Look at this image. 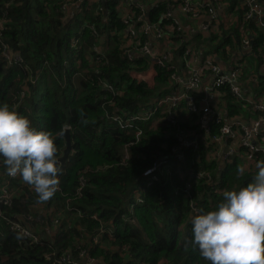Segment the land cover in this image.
Wrapping results in <instances>:
<instances>
[{"label":"trees","instance_id":"1","mask_svg":"<svg viewBox=\"0 0 264 264\" xmlns=\"http://www.w3.org/2000/svg\"><path fill=\"white\" fill-rule=\"evenodd\" d=\"M222 1L230 3L233 8L241 3V0ZM261 1L264 3V0ZM56 3V0H12L7 8L5 0H0V18L7 12L9 19L1 39L14 52H20L23 58L21 63L7 66L0 45V103L10 105L21 88L26 86V97L17 111L28 116L38 130L55 134L69 126L73 142L72 155L59 176L60 189L48 201L37 203L36 194L30 186L22 180H13L12 186L16 191L13 204L0 208V212L10 219L32 215L34 221L24 222L32 229L50 226V217L59 218L58 233L53 238L40 234L41 240L33 242L11 229L8 219L0 217V264H51L45 254L53 249L68 251L76 258L81 250L86 249L92 257L101 259L105 264H208L200 256L199 249L192 245L190 201L182 193H176V181L166 185L155 183L150 187L141 181L143 171L155 159L167 155L176 139L165 137L161 129L149 130L131 148L133 157L128 164L120 163L121 146L132 136L103 118L100 80L117 85L126 81L123 71L128 63L117 51L111 50L107 54L109 65L101 66L96 74L92 69L94 63L89 52L92 38L88 32L84 36L82 33L77 48L72 46L73 38L80 35L84 21L82 13H75L65 21L57 14ZM243 16L242 8L238 13L237 28L232 26L224 30L220 25L223 39L217 52L223 50V56H219L221 60L228 52L227 47L241 45V27L252 37L253 53L259 55V49L264 48V28L253 20L243 23ZM217 37L212 34L208 39L216 40ZM203 38L199 36V40ZM30 72L36 82L26 84ZM159 73L156 87H162L168 77V71L163 68L159 69ZM258 94H264V85ZM153 95L154 89L127 80L126 93L118 102L121 108L132 109L139 101ZM225 97L232 115H253L230 93ZM56 143L59 158L66 147L65 138L59 137ZM192 159L197 161L192 165L194 168L203 169L207 162L203 143L199 153L187 152V163L191 164ZM105 165L111 166L100 169ZM239 166H242L241 162L235 158L219 172V164L216 161L210 163L206 169L215 170L216 184L215 189L209 184L196 186L198 194L194 201L200 213L212 210L221 201L225 189L240 188L251 182L256 170L245 169L243 174H238ZM88 167L92 169L86 174L88 184L81 195H77L79 177ZM5 174L4 166L0 164V182ZM142 185L147 188L142 195L143 203L135 207L137 225L124 223L122 216H131L130 205ZM38 204L63 206L64 209L67 205L66 210L77 217L72 219L68 216L62 220L66 212L44 215L35 208ZM93 214H97L107 228L114 229L115 238L104 235L101 242L93 243L94 248H90L92 238L101 227ZM182 221L186 222V226L179 238L178 228ZM68 223L70 227L60 231Z\"/></svg>","mask_w":264,"mask_h":264},{"label":"built area","instance_id":"2","mask_svg":"<svg viewBox=\"0 0 264 264\" xmlns=\"http://www.w3.org/2000/svg\"><path fill=\"white\" fill-rule=\"evenodd\" d=\"M12 0H5L8 8ZM56 12L67 21L75 13H82L83 25L80 35L72 40L77 48L82 33L87 31L92 38L89 52L97 74L100 67L109 65L107 54L117 51L128 63L123 71L126 81L114 84L100 80L101 106L103 118L115 123L116 127L128 135H133L121 146V164L127 165L133 157L131 148L145 137L149 130L161 129L165 137L176 139L167 155H161L151 166L143 171L141 181L147 187L155 183L164 185L176 181V193H182L190 201L189 221L200 214V208L194 203L198 194L196 186L209 184L215 189V170L206 169L212 161L219 164V172L226 163L238 158L247 170H256L255 163L264 160V96L257 93L261 85L258 62L249 68L243 61L240 50L211 52L204 40L222 34V19H226L227 6L222 0H56ZM244 21H255L264 28V3L261 0H241ZM160 11V12H159ZM159 12V13H158ZM207 18V19H204ZM7 12L0 18V45L2 58L7 66L21 63L20 52H14L2 41V31L6 27ZM241 44L250 48L252 37L244 27L240 28ZM84 40V38H83ZM85 41V40H84ZM218 49V48H217ZM211 55H207L210 53ZM264 64V54L261 56ZM243 61V62H242ZM168 71V77L162 87H156L159 69ZM127 80L145 84L155 90V95L139 101L134 108H121L118 102L126 93ZM35 83L31 72L27 83ZM27 87L17 93L10 105L20 107L26 97ZM230 93L253 115H232L226 94ZM157 124V128L154 125ZM69 128V126H67ZM152 128V129H150ZM159 128V129H158ZM201 143L207 151V162L203 169H196L187 163V152L199 153ZM259 155V156H257ZM111 165H105V169ZM92 171L86 168L79 177L77 195L87 186L86 174ZM5 174L0 183V208L11 207L16 195L12 186L14 179ZM145 186L136 192L130 205L131 216H122L124 223L137 225L134 217L135 207L143 203ZM60 187L58 188V190ZM0 217L8 219L11 229L17 230L26 239L39 242L41 236L37 230L24 225L34 221L30 214L16 219L7 218L2 212ZM92 217L101 223L100 232L91 240L102 241L104 235L115 238L114 229L107 228L97 214ZM50 223L60 226L59 218ZM185 221H182L184 224ZM70 227V225H69ZM80 245V244H77ZM51 264H105L101 259L92 257L86 249L80 251L78 258L70 252L59 249L45 254ZM139 264H145L143 262Z\"/></svg>","mask_w":264,"mask_h":264},{"label":"clouds","instance_id":"3","mask_svg":"<svg viewBox=\"0 0 264 264\" xmlns=\"http://www.w3.org/2000/svg\"><path fill=\"white\" fill-rule=\"evenodd\" d=\"M64 134V129L38 130L15 105L0 103V164L8 176H19L33 189L37 203L59 188L56 141ZM255 167L251 182L225 189L212 210L191 219L192 245L208 264H264V160ZM244 172L243 166L237 168L238 174Z\"/></svg>","mask_w":264,"mask_h":264},{"label":"crops","instance_id":"4","mask_svg":"<svg viewBox=\"0 0 264 264\" xmlns=\"http://www.w3.org/2000/svg\"><path fill=\"white\" fill-rule=\"evenodd\" d=\"M224 6H227L226 19L225 20L222 19L220 22V25L222 24L224 30H229L232 26L237 28L239 26L238 13L240 10L242 11V3L235 4V6L233 8V7H231L230 3L224 2ZM204 19H207V18H204ZM203 40L205 41V43L207 45H210V43H212V41H213V40H209V39H205V38H203ZM221 43H222V41H221ZM229 48H230V52H233V51H236L239 49L242 53L244 63L246 64V66H249V68L253 65L254 62H258L257 72H258L259 76H262L261 77V80H262L261 85L257 88V92L260 93L261 86L264 85V78H263L264 77V64H263L262 60L259 58V55L261 56L264 53V48L259 49V53H260L259 55L253 53L251 47L250 48H244L242 44L240 46L235 45L234 47L229 46ZM216 50H217V47L212 51H216ZM217 54H218V52H217ZM217 60H221L220 57H217ZM261 96H264V94ZM15 181H21V180L17 179ZM35 208L38 209L39 213H42L44 215H47V213H50V215H52L53 213H57V212H66L67 213L66 216H68V213L70 212V211L66 210L67 205H65V209L63 206L58 208L55 205L44 206L41 204H38L37 206H35ZM65 217H62V220ZM50 218H56V217H50ZM69 225H70V223L65 225L66 228H60V231L62 229L63 230L68 229ZM58 227L59 226H56V225L50 223V226H44L43 228L40 227V228L35 229V230H37V232H39L42 237L45 236L46 238H51V237L53 238L59 231Z\"/></svg>","mask_w":264,"mask_h":264},{"label":"water","instance_id":"5","mask_svg":"<svg viewBox=\"0 0 264 264\" xmlns=\"http://www.w3.org/2000/svg\"><path fill=\"white\" fill-rule=\"evenodd\" d=\"M64 131H65V134L63 135V137L65 138V141H66V147L64 149L63 155L58 158L60 161V167H61V172H60L59 176L62 174V172H64V170L66 168V165L69 161V158L72 155V147H73L70 129L65 128Z\"/></svg>","mask_w":264,"mask_h":264},{"label":"rangeland","instance_id":"6","mask_svg":"<svg viewBox=\"0 0 264 264\" xmlns=\"http://www.w3.org/2000/svg\"><path fill=\"white\" fill-rule=\"evenodd\" d=\"M215 31L217 32V35H218V37H217V39L216 40H213L212 41V43H210V45H207V49H209L211 52H214V51H212V50H214L216 47H218L220 44H221V41H222V39H223V34H221L220 32H218V30H217V28L215 29ZM211 46V47H210ZM215 47V48H214ZM211 52L210 53H207V55H211ZM154 128H157V124L156 125H154ZM150 129H152V128H150ZM159 129V128H158ZM163 132V131H162ZM163 134H164V136H165V133L163 132ZM130 136H132L133 137V135L131 134ZM142 140V139H141ZM140 140V141H141ZM257 156H259V155H257ZM255 165H256V163H255ZM194 203H196V201H194ZM68 216L70 217V218H72V219H76V217L77 216H74V215H72L70 212L68 213ZM68 216H66V217H68ZM65 217V218H66ZM186 223V222H185ZM182 224V226L181 227H179L178 229H179V238L180 237H182V235L184 234V229H185V226H186V224Z\"/></svg>","mask_w":264,"mask_h":264}]
</instances>
